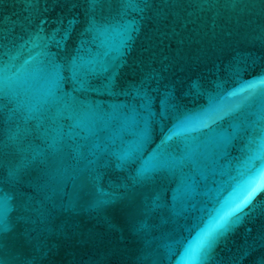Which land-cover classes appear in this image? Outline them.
<instances>
[{"label":"water","instance_id":"water-1","mask_svg":"<svg viewBox=\"0 0 264 264\" xmlns=\"http://www.w3.org/2000/svg\"><path fill=\"white\" fill-rule=\"evenodd\" d=\"M264 0H0V264H264Z\"/></svg>","mask_w":264,"mask_h":264},{"label":"snow or ice","instance_id":"snow-or-ice-1","mask_svg":"<svg viewBox=\"0 0 264 264\" xmlns=\"http://www.w3.org/2000/svg\"><path fill=\"white\" fill-rule=\"evenodd\" d=\"M258 190L264 189H261L260 186L249 184L225 200L220 208L216 210V215L212 217L205 226V229L199 238L200 242H203V238L210 234L214 229L220 227L230 214L246 205L257 194Z\"/></svg>","mask_w":264,"mask_h":264}]
</instances>
